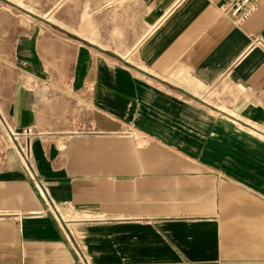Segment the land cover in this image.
Masks as SVG:
<instances>
[{
	"label": "crops",
	"instance_id": "obj_1",
	"mask_svg": "<svg viewBox=\"0 0 264 264\" xmlns=\"http://www.w3.org/2000/svg\"><path fill=\"white\" fill-rule=\"evenodd\" d=\"M92 1L0 21V264H264V1Z\"/></svg>",
	"mask_w": 264,
	"mask_h": 264
},
{
	"label": "rangeland",
	"instance_id": "obj_2",
	"mask_svg": "<svg viewBox=\"0 0 264 264\" xmlns=\"http://www.w3.org/2000/svg\"><path fill=\"white\" fill-rule=\"evenodd\" d=\"M82 0H0V21L3 20H19L21 21V26L24 27L27 32L28 27L32 26V21H39L42 28H53L54 30L65 34L66 36L83 41L79 36L87 37L89 33L97 32V28H87L81 27L82 19ZM99 0H93L90 7H95L96 3ZM90 19L95 22L98 20L96 13H89ZM100 18V17H99ZM85 20V19H84ZM31 21V22H30ZM51 21H54L58 24H67L65 28L71 32L76 33L72 34L62 28L57 27L52 24ZM37 24L35 23V26ZM101 33L105 32V37L111 33V28L109 29H100ZM108 32V34H107ZM72 35V36H70ZM41 82H43V87H46V91L50 95H60L65 99H72V95H69V90L67 88L66 82L64 83H54V80L51 76L46 74L44 77H41ZM28 83L34 87L38 84V81L33 78L27 79ZM39 85H41L39 83ZM75 102V101H74ZM72 102V105L75 103ZM7 118L6 115H4ZM3 119V118H2ZM5 127L6 123L3 121ZM8 128V127H7ZM9 131V145L11 148H16L21 160L29 165L32 154L31 146L28 138L20 139L22 135L25 134L27 137L30 133L29 129L23 130L22 132H13L10 128ZM29 146V150H27Z\"/></svg>",
	"mask_w": 264,
	"mask_h": 264
},
{
	"label": "built area",
	"instance_id": "obj_3",
	"mask_svg": "<svg viewBox=\"0 0 264 264\" xmlns=\"http://www.w3.org/2000/svg\"><path fill=\"white\" fill-rule=\"evenodd\" d=\"M220 7L229 13L235 21H244L264 0H224ZM29 150V146L27 148Z\"/></svg>",
	"mask_w": 264,
	"mask_h": 264
},
{
	"label": "trees",
	"instance_id": "obj_4",
	"mask_svg": "<svg viewBox=\"0 0 264 264\" xmlns=\"http://www.w3.org/2000/svg\"><path fill=\"white\" fill-rule=\"evenodd\" d=\"M70 36H72V35H70Z\"/></svg>",
	"mask_w": 264,
	"mask_h": 264
}]
</instances>
